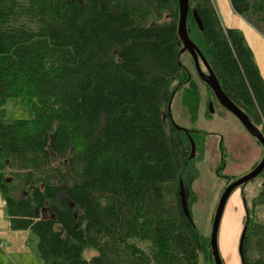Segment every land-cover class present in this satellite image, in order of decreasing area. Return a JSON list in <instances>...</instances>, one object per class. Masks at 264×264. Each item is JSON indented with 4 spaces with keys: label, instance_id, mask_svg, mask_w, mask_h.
I'll return each mask as SVG.
<instances>
[{
    "label": "trees",
    "instance_id": "16d2710c",
    "mask_svg": "<svg viewBox=\"0 0 264 264\" xmlns=\"http://www.w3.org/2000/svg\"><path fill=\"white\" fill-rule=\"evenodd\" d=\"M189 3L191 40L264 126V77L243 34L213 0ZM231 3L264 36V0ZM179 19L178 0H0V194L44 264H215L186 197L196 151L172 121L178 93L194 120L200 98ZM12 98L31 119H7ZM244 200L242 263L264 264V225Z\"/></svg>",
    "mask_w": 264,
    "mask_h": 264
},
{
    "label": "rangeland",
    "instance_id": "374dc122",
    "mask_svg": "<svg viewBox=\"0 0 264 264\" xmlns=\"http://www.w3.org/2000/svg\"><path fill=\"white\" fill-rule=\"evenodd\" d=\"M191 58L190 54L183 56L186 66L192 72L199 87L200 98L197 118L194 120L189 109L184 106L182 93H178L174 97L171 114L174 124L189 135L193 141L191 144L192 147L194 145V152L196 151L190 165H197L200 175L193 185L186 186V197L189 202L192 197H195V203L191 204L193 221L202 236L207 239L211 238L217 207L222 194L229 186V182L231 184L237 182L260 165L264 159V148L236 117L219 104L212 93L213 91H210L209 86L199 79L194 61ZM201 68L205 74H208L202 62ZM4 110L8 120H29L32 117L28 102L21 98L9 99ZM254 125L264 136V126ZM200 142L202 143L201 146ZM263 175L264 172L258 178L250 181L244 188L237 189L241 192L243 200L246 199L248 207L253 213L252 217L262 225H264V206L258 204L259 201L255 204L254 200L264 198ZM18 187L17 191L13 192L16 198L22 195V190H19ZM239 203L241 209L244 210L245 227L248 224L246 205L244 209L243 203L241 201ZM229 205H231V199L226 205L219 232L226 221L227 212L230 209ZM233 208L232 206L231 209ZM28 243L31 245L33 254L28 255L27 262L15 258L9 262L10 264H44L37 251V240L31 236ZM1 251L0 248V255H2ZM93 255L94 252L88 251L85 257L90 259Z\"/></svg>",
    "mask_w": 264,
    "mask_h": 264
},
{
    "label": "crops",
    "instance_id": "0c3cea01",
    "mask_svg": "<svg viewBox=\"0 0 264 264\" xmlns=\"http://www.w3.org/2000/svg\"><path fill=\"white\" fill-rule=\"evenodd\" d=\"M213 3L223 26L237 29L243 34L264 77V36L236 14L231 0H213ZM230 199V209L218 235L219 250L224 264H242L239 240L241 242L243 234L244 210L241 209L239 201L243 203L244 209L245 202L239 190H236ZM232 206L233 209H231ZM5 208L4 197L0 194V243L6 245L5 248L0 247L2 250L0 264H10L9 262L15 258L27 262L28 255L33 254L31 245L28 243L31 237L30 232L11 230Z\"/></svg>",
    "mask_w": 264,
    "mask_h": 264
},
{
    "label": "water",
    "instance_id": "95a60500",
    "mask_svg": "<svg viewBox=\"0 0 264 264\" xmlns=\"http://www.w3.org/2000/svg\"><path fill=\"white\" fill-rule=\"evenodd\" d=\"M179 1V8H180V19H179V27H178V34L183 43L182 53L188 52L192 57L196 71L200 77V79L206 83L209 88L213 91L217 101L219 104L228 110L234 117H236L241 124L245 127V129L257 140L259 144L262 145L264 148V136L263 134L256 128V126L251 122L249 117L238 107L236 106L231 99L225 94L224 90L221 87L220 82L218 81L216 75L212 71L211 67L209 66L207 60L203 56L201 50L198 46L191 40L188 29H187V19L190 10V3L189 0H178ZM201 62L206 67L208 74H205L201 68ZM178 129H182L175 125ZM193 142V141H192ZM194 145H193V153H194ZM264 172V159L260 165H258L251 173L244 176L237 182L229 185L224 193L221 196L219 201L217 211L213 221V229L211 235V250L212 255L214 258L215 264H224L218 244V235H219V228L221 224V220L223 218V214L226 208V205L234 193L235 190L238 188H244L250 181L258 178ZM245 202V200H244ZM247 231V226L244 227L241 242H240V257L242 259L243 256V243L244 237ZM243 262V260H242Z\"/></svg>",
    "mask_w": 264,
    "mask_h": 264
},
{
    "label": "built area",
    "instance_id": "2783aa9c",
    "mask_svg": "<svg viewBox=\"0 0 264 264\" xmlns=\"http://www.w3.org/2000/svg\"><path fill=\"white\" fill-rule=\"evenodd\" d=\"M5 246H6V245H5L4 243H0V247H1V248H5Z\"/></svg>",
    "mask_w": 264,
    "mask_h": 264
},
{
    "label": "bare ground",
    "instance_id": "6f19581e",
    "mask_svg": "<svg viewBox=\"0 0 264 264\" xmlns=\"http://www.w3.org/2000/svg\"><path fill=\"white\" fill-rule=\"evenodd\" d=\"M1 111V110H0Z\"/></svg>",
    "mask_w": 264,
    "mask_h": 264
}]
</instances>
